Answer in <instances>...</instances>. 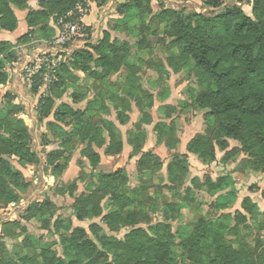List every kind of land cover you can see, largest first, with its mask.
<instances>
[{
    "label": "trees",
    "instance_id": "1",
    "mask_svg": "<svg viewBox=\"0 0 264 264\" xmlns=\"http://www.w3.org/2000/svg\"><path fill=\"white\" fill-rule=\"evenodd\" d=\"M201 1L211 9H219L225 3V0ZM110 2L95 0V5L104 8ZM76 3L77 0H40L38 10L27 15L28 32L18 39L17 44L0 42V52L5 53L10 62H15L20 58L19 45L35 38L52 40L56 31L50 25L51 21L57 22L73 12ZM250 3L253 18L237 6L225 8L210 17L165 7L154 12L151 0H130L120 5L122 18L114 20L112 28L96 42L85 44L67 57L59 70V81L51 90H60L56 97H62L66 90L65 79L73 78L71 70L107 84L110 77L126 69L127 80L122 95L101 91L90 104L91 109L86 111L63 104L54 114V119L56 123L70 120L74 127L71 132H65L61 127L53 126V130L59 131L61 148L47 155L45 170L51 168L53 175L62 176L70 157L78 149L77 143L82 146V158L89 161L93 171L101 164V154L96 150L104 149L107 156L122 154L124 143L119 127L108 119L94 120V111L103 115L111 113L106 101L113 106L117 121L122 126L130 123L134 103L139 111L134 127L138 129L139 136L144 137V126L153 122L150 111L155 101L140 76L145 65L142 56H149L156 44L170 39L172 70L179 73L188 69L196 75L197 87L193 89L195 95L192 97L198 109L206 112L207 118L205 131L188 144L187 151L208 166L217 161V148L228 151L230 141H235L249 157L251 168L256 173L264 172V0H250ZM13 7L30 10L28 0H0L1 30H17L18 19ZM92 30L87 28L88 33ZM112 32L137 39L138 54L133 53L129 43L113 39ZM160 33H164L163 36ZM162 71L166 73L165 69ZM8 80V74L0 72V99L4 102L0 113V209L18 205L21 194L30 187L24 174L11 162L12 159L23 165L41 164L40 157L32 149L30 129L19 117L25 107L17 103L16 94L3 90ZM74 100L77 101V95ZM53 107L54 99L42 101V119L51 115ZM164 109L167 110L165 119L170 123L157 124L155 132L159 143H166L174 149L173 142L178 134L172 114L174 108L167 106ZM139 136L130 144L133 147L130 159L141 156L139 171L157 174L162 164L153 153L143 152L144 144H140ZM68 150H71L69 154ZM234 153L235 150L227 152V156L231 158ZM168 169L172 186L179 188L187 183L188 162L181 158L180 153L174 155ZM129 183L123 168L112 174L100 173L88 186L87 193L75 197L72 205L75 216L78 221L91 222L89 232L81 227L73 228L70 219L69 226L54 220L56 205L51 199L33 202L17 221H7L0 226V264H264L261 244L264 238L255 246L245 241L253 235L254 229L264 232V213L255 211L257 206L250 197L243 200L244 212H238L234 219L215 222L199 218L193 231L187 225L172 234V227L167 223L177 206H166L169 211L164 220L148 223V229L137 227L145 210L132 208L139 190L128 194L126 187ZM191 183L193 189L206 188L211 197L226 192L215 206L219 210L235 205L238 200L237 193L229 191V176H221L215 181L208 178L203 184L199 178H193ZM71 187L74 197L77 186ZM262 195L264 199V192ZM105 200L120 207V211L105 214ZM151 212L157 214L159 211L153 206ZM100 218L113 233L127 229L125 239L106 236L101 224L95 222ZM22 222L32 223L45 231L47 239L30 235ZM15 239H22L20 246L13 247L10 258L6 260L5 240ZM174 239L180 242L181 257L186 258V262H176L172 249Z\"/></svg>",
    "mask_w": 264,
    "mask_h": 264
},
{
    "label": "rangeland",
    "instance_id": "2",
    "mask_svg": "<svg viewBox=\"0 0 264 264\" xmlns=\"http://www.w3.org/2000/svg\"><path fill=\"white\" fill-rule=\"evenodd\" d=\"M129 1L114 0V5L110 2L104 8H98L95 5V0H93L92 11L86 17V23L93 26L92 29L94 28L93 40L90 43L96 42L106 30H110L114 24V20L122 18L118 7ZM224 2V5L219 9H211L201 0H151V5L154 12H159L161 7H165L166 9H173L179 12H195L210 17L215 16L225 8L237 6L243 10L245 15L253 18L250 0H225ZM103 15L106 24L105 27L99 29L98 26H100L101 16ZM137 26H139V22H137ZM14 33L16 35L21 33V22L17 30L11 32L15 38ZM163 34L160 33V36H163ZM112 36L113 39L116 38L120 43H129L133 53L138 54L137 39L116 32H112ZM169 44L170 39H167L165 42L156 44L153 49L154 52L149 56H142L145 65L140 76L142 77L144 87L154 96L155 101L154 108L150 111L153 122L151 125L144 126V137L139 136L138 129L134 127L139 116V111L134 103L132 104L133 110L130 114L131 121L126 126L119 124L116 111L106 100L105 104L111 108L110 114L103 115L101 112L94 111L95 121L108 119L119 127L124 143L123 152L119 156H107L104 149L96 150L101 154V164L95 171L91 168L89 161L82 158L80 154L82 146L79 143H77L78 149L70 157L67 170L62 176L53 175L51 168L47 171L45 170L47 155L61 148V139L58 138L59 131L53 130V126L61 127L65 132H71L74 127L70 120L66 123H56L54 114L63 104H68L75 110H90V104L96 100L98 93L101 91L107 94L109 91L112 93L117 92L119 95H122V90L127 80V70L122 69L119 74L110 77L107 84L89 79L86 74L80 71L71 70L73 78L70 80L65 79L66 90L60 98L56 97L60 91L58 89L52 91L50 88L49 91L40 94L36 89H28L24 81L19 79L16 81L18 85L15 90L20 91L21 104L25 107L24 112L19 117L24 120L30 129L32 149L40 157L41 164L23 165L17 159H12L11 162L16 169L24 174L30 187L26 192L21 194V201L18 205L12 204L6 209H0V226L7 221H17L26 208L33 202L49 198L56 205L54 220L61 221L64 226H69L70 219L73 228L81 227L89 232L91 222L78 221L75 216L74 209L72 208L75 197L82 193H87L88 186L93 184L98 174H112L120 168L125 169L130 180V183L126 187L128 194L133 190H139L138 199L132 208L145 210L143 217L139 218L137 227L148 229L151 223L155 224L158 221L164 220L166 213L169 211L166 209L168 205L177 206L170 215L171 220L167 223L172 227V234L176 233L178 228L187 225L193 231L198 226L197 221L199 218L215 222L226 218L234 219L238 212H244L242 203L246 197H250L257 206L255 211L264 213V199L262 195L264 192V172L256 173L251 168L249 157L241 150V146L237 142L230 141V149L228 151H221L217 148V161L208 166L203 165L198 157L187 151L188 144L199 134L203 133L207 127L206 112L198 109L192 97L195 95L193 89L197 87L196 75L188 69H183L179 73H174L172 70L169 58L171 57L170 54L172 56L173 54L169 48ZM74 46L79 49L84 47L80 42H76ZM19 57L25 58L26 56L24 53H19ZM162 69H165L166 73ZM11 84L7 87L12 88ZM8 88L6 91L3 89L4 92H7ZM76 95L77 101L75 102L74 98ZM47 98L54 99V107L51 115L48 118L42 119V101ZM167 106L174 108L172 114L178 126V134L173 142L174 149L169 148L166 143H159L155 132L157 124L161 122L170 123V120L165 119L167 110L164 107ZM3 107L4 102L0 99V113H2ZM138 136L140 144H144L143 152H151L160 160L159 162H161L162 166L157 174H153L151 171L145 173L139 171L138 160L141 156L130 159L133 152V147L130 144ZM232 150H235V153L230 158L227 156V152ZM68 151L69 154L71 150ZM176 153H180L181 158L186 159L188 162L189 180L187 179V183L179 188L172 186L168 178V166ZM221 176L230 177L231 188L229 191H235L238 196L236 204L225 210H219L215 206L220 201L219 198L225 195L226 192L211 197L207 194L206 188L193 189L194 186L191 183V179L193 178H199L203 184L208 178L215 181ZM73 185L77 186L74 197L70 191ZM187 190L190 191L187 192ZM153 206L157 207L159 211L157 214L151 212ZM103 208L105 214L120 211V207L113 206L109 200L103 202ZM95 222L101 224L106 236H113L124 240L128 233L127 229L119 233L111 232L102 223L101 218L96 219ZM22 225L28 229L30 235L47 239L46 232L39 230L34 224L22 222ZM89 234L91 235V233ZM263 238L264 232L254 229L253 235L246 238L245 241L248 245L255 246ZM21 240H5L6 249L4 250V256L6 260L10 258L13 247L19 248ZM261 242L262 248H264V241L261 240ZM179 245L178 239L172 240V249L174 250L176 262L186 260V258L181 257L182 251ZM58 252L59 254L61 253L60 250Z\"/></svg>",
    "mask_w": 264,
    "mask_h": 264
},
{
    "label": "built area",
    "instance_id": "3",
    "mask_svg": "<svg viewBox=\"0 0 264 264\" xmlns=\"http://www.w3.org/2000/svg\"><path fill=\"white\" fill-rule=\"evenodd\" d=\"M93 5V0H77L74 11L55 23L54 38L43 41L27 62H21V58L10 62L5 53L0 52V72H6L13 84L19 79L30 90L36 89L40 94L49 91L59 81L62 64L74 50L79 49L74 44L80 42L84 46L93 40V30L88 33V26L83 22L90 15ZM17 103L21 104V95H18Z\"/></svg>",
    "mask_w": 264,
    "mask_h": 264
},
{
    "label": "crops",
    "instance_id": "4",
    "mask_svg": "<svg viewBox=\"0 0 264 264\" xmlns=\"http://www.w3.org/2000/svg\"><path fill=\"white\" fill-rule=\"evenodd\" d=\"M39 1L40 0H28V5H29V9L30 10H26V11L25 10H19V9L13 7V9L15 11V14L17 16V19H18V26H19V24L21 22V33H19V35H16L14 33L15 34V38H14L13 35L11 34V32L4 31V30H1L0 29V42H9L11 44H15L20 37H22L23 35H25L28 32L29 28H28L27 21H26L27 15H28V13L30 11H36V10H38ZM114 4L115 3L113 2V5ZM86 17L84 18V21H83L84 24L87 25L88 27H91L92 28L93 26H91L90 24H87L86 23V19H87ZM55 23L56 22L54 20H52L51 23H50V25L52 27H54L55 26ZM105 24H106V21L104 20V15H103V16H101L100 26H98L99 29L105 27ZM104 29H106V28H104ZM42 42L43 41L35 38L31 42H29L27 44L19 45L18 48H17L18 53H21V54L24 53L25 56H26L25 58H21V62H24V63L27 62L28 59H29V57H30V55L35 52L36 48L39 47ZM8 82H10V81L8 80ZM10 83H12V82H10ZM8 84H7V86H8ZM17 85H18L17 82L14 83V84L12 83L11 84L12 88H10V87L8 88L6 86V87H3V89H5V91H6V89L8 88V90L12 91L14 94H16L18 96V95H21V94H20V91L15 90Z\"/></svg>",
    "mask_w": 264,
    "mask_h": 264
}]
</instances>
